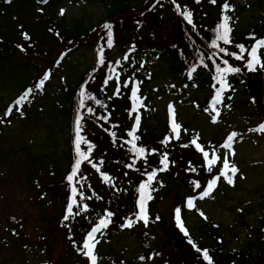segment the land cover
I'll list each match as a JSON object with an SVG mask.
<instances>
[{
  "label": "trees",
  "instance_id": "16d2710c",
  "mask_svg": "<svg viewBox=\"0 0 264 264\" xmlns=\"http://www.w3.org/2000/svg\"><path fill=\"white\" fill-rule=\"evenodd\" d=\"M82 1L85 0H0V18L6 15L5 19L0 20V68L2 71L5 68L10 70L6 75L12 79L15 89V96L5 105V111L0 108L4 123L14 119L20 121L21 113L26 111L36 112L37 105L44 98V84L37 88L44 77L42 74L40 76L37 60L61 47H65L67 51L82 48H92L95 51V65L84 71L73 85L65 84V101L57 102L60 124L68 127L71 132L65 140L67 148L63 154L67 165L66 175L64 172H47L51 181L40 182L38 191L43 199V207H58V215L54 219L58 227L65 231L67 243L73 253V262L81 259L89 262V258L83 254V244L91 229L108 212L112 213L111 222L101 232L107 228H125L124 225L130 219L135 221L133 227L138 225L141 221L138 219L139 186L147 182L151 172L156 171L149 189L152 199L147 201L148 225L152 228L155 225L164 228L167 240L165 250L157 253L158 258L152 264H208L203 258V250L208 251L212 264H264V216L256 226H249L251 236L240 249L227 250L225 237L216 232L202 230L207 240L194 235L186 237L177 223L169 224L161 215L153 213L157 203L162 201L164 191L170 190L171 184L168 181L184 177L186 190L181 199L185 201L187 197L203 193L208 182L220 172L208 170L202 152L192 144L189 136L170 138L165 144L162 143L165 141L163 136L137 131L135 135L139 139L136 146L146 149L145 157L138 158L132 145L126 143L131 140L128 133L133 131L130 129L131 120L126 121L131 112V96L129 90H124L125 95L122 97L114 96L117 82L113 79V71L118 74L120 83L126 82L133 74L140 76L145 67L142 61L147 63L155 57L167 66L162 71L165 76L175 78L190 88H196L198 92L202 90L203 108L207 107L211 111L215 92L220 87L216 79L217 65L238 67L241 69L239 73L228 74L229 88L223 93L222 103L216 105V108L220 113L231 108L238 110L242 118L260 120L264 116V69L257 67L256 71H249L247 61L250 59L248 51L251 46L256 40L264 39V0H259L263 6L260 26L246 32L242 37L230 32V43L216 41L218 47L212 45L223 15L211 17L199 4L195 12L191 11L193 24L190 25L181 14L187 9V5L177 0H105L103 5L106 15L99 25L87 23L85 18L66 25L63 22H54L55 9L66 5L65 2L74 4ZM207 1L210 5H222L218 0L215 3ZM136 2L140 3L138 8L135 7ZM120 3L126 4L124 11L108 10ZM227 4L229 8L232 7V0H228ZM177 5L180 6L179 10ZM13 9L23 13L25 18L18 16ZM40 17L45 20L40 21ZM15 20L19 22L18 25ZM106 24L111 26L112 47L107 45L108 29L104 27ZM153 30L170 33L172 43L169 46L152 44ZM119 32L124 39L120 49L124 51L126 46L132 45L134 66L127 67L126 72V67L117 66L111 58L114 49L120 46ZM24 33L30 39L25 40ZM238 45L246 48L240 60L235 59V55H241ZM220 48H224L226 52H221ZM261 50L264 52V49ZM67 53H64L62 59L67 57ZM225 60L228 65L224 64ZM193 68L196 69L194 72ZM28 89L33 91L27 101L16 106L15 101ZM82 90L83 96L80 94ZM9 107L13 109L12 114L5 116ZM78 115L82 118L80 135L86 141L81 143L80 150L88 159L82 160L77 175L69 182L67 177L72 173L78 158L75 147V122ZM165 131L169 133L167 127ZM89 146H93L91 152ZM165 154L168 167L162 170L164 165L161 161ZM129 164L133 166L130 168L127 166ZM105 175L110 177L109 181L104 180ZM91 177L95 178L97 184H94ZM197 183L199 188L195 186ZM73 186L77 189V205L73 206V214L69 219L64 220L71 200L67 199V192L72 198ZM81 196L84 197L83 200ZM84 204L87 205L86 211L82 210ZM208 222L204 221L205 229ZM189 239L192 244L188 242ZM161 248L162 245L159 250ZM197 248L201 251L198 252Z\"/></svg>",
  "mask_w": 264,
  "mask_h": 264
},
{
  "label": "rangeland",
  "instance_id": "374dc122",
  "mask_svg": "<svg viewBox=\"0 0 264 264\" xmlns=\"http://www.w3.org/2000/svg\"><path fill=\"white\" fill-rule=\"evenodd\" d=\"M177 1L186 4L192 12L200 4L211 17L220 14L230 17L231 32L237 37L254 30L262 21L263 6L259 0H232L233 6L228 11L223 9L228 0H218L222 2L221 6L210 5L207 0ZM137 2L136 8L140 5ZM103 3L105 0L65 2L66 5L55 9L54 22L66 25L85 18L87 23L99 25L106 15ZM110 9L121 12L126 9V4H116ZM13 12L24 17L19 11L13 9ZM5 17L3 15L0 20ZM44 20L40 17V21ZM15 21L18 25L19 22ZM172 40L170 33L153 30L152 44L169 46ZM118 42L120 46L114 49L111 58L117 66L126 67V72L134 66L132 45L126 46L124 51L120 49L124 42L120 32ZM65 52L68 55L62 59ZM259 54L264 63V52L260 50ZM142 63L145 67L140 76L133 74L124 83L119 82V76L113 71V79L117 82L114 96H124V90H129L131 96V112L126 119L131 120L130 129H134L135 117L139 115L140 123L135 132L177 139L171 130V106L176 122L181 126L179 138L189 136L193 140L198 137L197 143L209 152V158L213 151L220 156V161L211 171L220 172L225 153H229L230 162L239 169L233 184L220 177L211 195L203 199L199 198L202 193L187 197L185 201L181 199L186 190L183 176L168 181L170 190L164 191L163 199L157 203L153 213L161 215L169 224L177 223L175 210L180 208L181 220L190 236L207 240L202 230L214 231L225 237L227 250L240 249L251 236L249 226H256L264 216V132L258 131L264 124V116L253 121L242 118L238 110L226 108V111L219 112L213 123L212 118L216 114L207 107L203 108L202 90L198 92L196 88L165 76L162 71L167 66L155 57ZM36 64L41 71L40 76L47 74L49 77L44 81L46 94L37 105L36 112L26 111L21 113L20 121L14 119L5 123L1 120L3 114L0 115V264H91L90 260L85 262L82 259L73 262L65 231L58 227L54 219L58 215V207H43L38 191L40 182L51 181L47 172H64L66 175L63 154L67 148L65 140L71 132L60 124L57 102L65 101V84L73 85L84 71L95 65V51L92 48L67 51L61 47L37 60ZM9 72V69L2 71L0 68V108L3 112L5 105L15 96L12 79L6 75ZM134 88L140 99L135 112L132 111ZM166 127L169 133H166ZM233 132L237 136L232 149L222 148L221 145ZM230 151H234L235 155H231ZM204 162L208 168L205 159ZM216 176L217 173L213 178ZM91 179L97 184L94 177ZM190 198L194 202L192 208L187 206ZM67 199H71L68 192ZM47 202L50 204L49 200ZM205 220L209 221L206 229ZM96 239L99 241L94 249L97 264H152L158 258L157 253L165 250L167 236L161 226L152 228L141 220L136 227L107 228Z\"/></svg>",
  "mask_w": 264,
  "mask_h": 264
},
{
  "label": "snow or ice",
  "instance_id": "6c2138e0",
  "mask_svg": "<svg viewBox=\"0 0 264 264\" xmlns=\"http://www.w3.org/2000/svg\"><path fill=\"white\" fill-rule=\"evenodd\" d=\"M197 2H199V0H197ZM212 3H215L216 0H211ZM180 6L177 5V9L179 10ZM223 9L225 11L229 10V5L227 3H225L223 5ZM61 14H63V10H61ZM184 17V19L188 22V24H193V20H192V12L187 10L186 8L182 11L181 13ZM229 20L230 17L228 16H224L222 18V22L219 23L217 29H216V37L215 40L213 41V47H218V45L216 44V41H222L224 44H229L230 43V32H231V28L229 26ZM194 26V25H193ZM106 29H108L107 32V45L108 47H112V32H111V26L110 25H105L104 26ZM24 39L28 40L30 39V37L28 36L27 33L23 34ZM240 49V53L241 55H235V59L236 60H240L243 58L242 54L246 51V48L244 45H238L237 46ZM264 49V39H258L255 41V43L251 46V50L248 51V56L250 57V59H248L247 61V69L249 71H256L257 67H262L264 68V63H262L261 60V55L260 50ZM221 52H226V50L224 48H220L219 49ZM227 55H234L232 53H226ZM127 57H125L126 59ZM100 61L101 63L103 62V49H101V53H100ZM117 63H119V61H117ZM225 65H228V61L225 60L224 61ZM196 69L193 68L192 71L194 72ZM216 71H217V82L220 85V87L216 90L215 92V96L214 99L212 101V106H211V111L214 112L216 115L213 116L212 120L213 123L216 122V116H219V111L216 108V105L222 103V96L223 93L225 91H227V89L229 88V84H228V80H227V76L228 74L231 73H239L241 71L240 68L238 67H233V66H227V67H220L219 65H217L216 67ZM189 75H191V72L189 73ZM118 76V74H117ZM48 75L46 74L43 79L39 82V84L37 85V88L42 87L44 84V81H46L48 79ZM33 89H28L19 99H17L15 101V105L16 106H20L22 105L25 101H27L29 95L32 93ZM81 96L84 95L83 90L81 91ZM132 98H133V109L132 111L135 112L137 110V105L140 104V99L137 96V89H133L132 91ZM97 103H99V101H97ZM12 107H9L6 112H5V116L11 115L12 114ZM19 110V109H17ZM170 113H173L172 116V121H171V130L172 132L175 134V137L178 139L179 138V134H180V124L176 122L175 116H174V109L170 106ZM81 117L78 115L77 120H76V140H75V147H76V152L78 155V158L75 162V166L72 170V173L67 177V180L69 182H72L73 178L77 175V172L80 168L81 162L82 160H87L88 156L85 155L84 152H82L80 150V145L82 142H86L83 140V137H81L80 132L82 129V125H81ZM139 123H140V117L139 115H137L135 117V127L133 129V131L129 132L128 135L131 137L130 141H126V143H130L132 145V150L133 152L136 154V156L138 158H144L145 157V152L146 149L144 147H137L136 146V141L139 139L138 136L135 135V131L136 128L139 127ZM258 131H262L264 132V124L260 125ZM115 135V134H113ZM237 136V133L233 132L232 134H230L227 137V140L224 144L221 145L222 148L224 149H228L231 150L232 149V144L233 141L235 139V137ZM197 138L192 140V144L195 145V147L197 148V150L201 151L204 159L207 163L208 166V170L211 171L212 167L214 165L217 164L218 161H220V156H218L216 154L215 151L212 152L211 154V158H209V152L204 151L203 147L201 146V144L197 143ZM168 138H165V141H162V143H167ZM93 146H89V152H91ZM184 147H187V145H184ZM231 155H235L234 151H230ZM134 163V162H133ZM161 163L164 165V168L162 170H166L168 167V158L167 155L165 154ZM222 168L220 169V174L216 177H214L213 179H211L208 184L207 187L205 188V190L203 191V193L201 194V196L199 197L200 199H203L205 197H208L211 195V193L213 192L215 186L217 185V182L220 180V177H224V179L227 181L228 184H233L234 183V177L236 176V174L238 173L239 169L237 168V166L234 163L230 162L229 159V153H225L223 156V160H222ZM128 167H132V164L127 165ZM93 167H96V165H93ZM99 170V169H97ZM231 173V175L229 174ZM156 176V171L151 172L148 177H147V182L146 183H142L139 186V192H140V198H139V213H138V219L142 220L145 225H147L148 223V213H147V201L152 199L150 193H149V189L151 186V182L153 181V179ZM104 180L105 181H109L110 177L108 176H104ZM197 188L200 187V185L197 183L195 185ZM76 194H77V189L73 186L72 187V198L70 200V203L67 206L66 212L67 214L64 216V220H68L69 216H71L73 214V206L77 205V199H76ZM84 197L81 196V200H83ZM187 206L189 208L194 207V202L193 199H189L187 201ZM82 210L86 211L87 210V205L84 204L82 207ZM181 209L177 208L175 210V218H176V222H177V226L179 227L180 231L184 233V235L186 237H188L189 233L188 230L185 228V225L183 223V221L181 220ZM202 216L204 215L203 213H200ZM112 216L111 212H108L105 216V218H102L99 220V223L97 226L93 227L91 229V231L88 233L87 235V239L83 244V254L85 256H87L89 258V260L91 261V264H97V256L94 254V249L96 247V244L99 242L96 239V234L101 232L102 229L106 228L108 226V224L111 222L110 218ZM157 219H159V217H157ZM135 221L133 220H128V222L124 225L125 227H132L133 223ZM188 242L190 244H192V240L189 239ZM195 247V245H193ZM198 252L201 251V249L197 248L196 249ZM203 254V258L204 260L208 261V264H212V260L209 256V253L207 250H203L202 252ZM143 259V258H142Z\"/></svg>",
  "mask_w": 264,
  "mask_h": 264
}]
</instances>
